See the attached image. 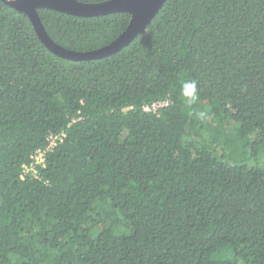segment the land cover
I'll use <instances>...</instances> for the list:
<instances>
[{
    "label": "trees",
    "instance_id": "1",
    "mask_svg": "<svg viewBox=\"0 0 264 264\" xmlns=\"http://www.w3.org/2000/svg\"><path fill=\"white\" fill-rule=\"evenodd\" d=\"M38 14L74 52L131 19ZM261 147L264 0H166L127 46L78 62L0 1V264H264Z\"/></svg>",
    "mask_w": 264,
    "mask_h": 264
},
{
    "label": "water",
    "instance_id": "2",
    "mask_svg": "<svg viewBox=\"0 0 264 264\" xmlns=\"http://www.w3.org/2000/svg\"><path fill=\"white\" fill-rule=\"evenodd\" d=\"M19 13L27 15L42 44L54 55L73 62L96 60L112 55L145 32L147 26L166 0H107L82 3L77 0H0ZM39 9L54 10L77 17H95L129 13L125 30L110 44L89 52H74L56 45L47 35L38 14Z\"/></svg>",
    "mask_w": 264,
    "mask_h": 264
},
{
    "label": "clouds",
    "instance_id": "3",
    "mask_svg": "<svg viewBox=\"0 0 264 264\" xmlns=\"http://www.w3.org/2000/svg\"><path fill=\"white\" fill-rule=\"evenodd\" d=\"M181 94L188 105H192L198 98V84L195 80L185 81L182 85Z\"/></svg>",
    "mask_w": 264,
    "mask_h": 264
},
{
    "label": "built area",
    "instance_id": "4",
    "mask_svg": "<svg viewBox=\"0 0 264 264\" xmlns=\"http://www.w3.org/2000/svg\"><path fill=\"white\" fill-rule=\"evenodd\" d=\"M164 105H166V103H154L150 107L149 106H146L144 110L146 112H153V113H155L160 107H163ZM54 140H56V138H53L51 140L49 147L50 146L51 147L54 146ZM33 161H34L33 164H43V162H44V155H43V153L42 152H39V153L35 154L34 157H33ZM31 169H33V168H31Z\"/></svg>",
    "mask_w": 264,
    "mask_h": 264
},
{
    "label": "rangeland",
    "instance_id": "5",
    "mask_svg": "<svg viewBox=\"0 0 264 264\" xmlns=\"http://www.w3.org/2000/svg\"><path fill=\"white\" fill-rule=\"evenodd\" d=\"M257 153H258L257 155L259 156V159L257 160V166H259L262 170H264V148L263 147L259 148ZM251 159H253V157ZM250 165L253 166L254 163L251 162Z\"/></svg>",
    "mask_w": 264,
    "mask_h": 264
}]
</instances>
